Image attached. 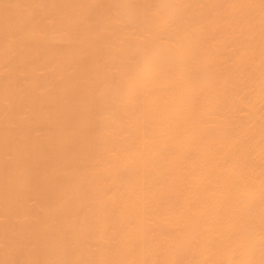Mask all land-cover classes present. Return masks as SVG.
Returning a JSON list of instances; mask_svg holds the SVG:
<instances>
[{"label": "bare ground", "instance_id": "6f19581e", "mask_svg": "<svg viewBox=\"0 0 264 264\" xmlns=\"http://www.w3.org/2000/svg\"><path fill=\"white\" fill-rule=\"evenodd\" d=\"M0 264H264V0H0Z\"/></svg>", "mask_w": 264, "mask_h": 264}]
</instances>
